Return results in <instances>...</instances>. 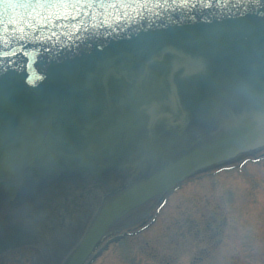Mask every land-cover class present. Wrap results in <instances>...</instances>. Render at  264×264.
<instances>
[{"label": "water", "instance_id": "water-1", "mask_svg": "<svg viewBox=\"0 0 264 264\" xmlns=\"http://www.w3.org/2000/svg\"><path fill=\"white\" fill-rule=\"evenodd\" d=\"M263 147L264 0H0V256L84 264L134 210Z\"/></svg>", "mask_w": 264, "mask_h": 264}, {"label": "rangeland", "instance_id": "rangeland-1", "mask_svg": "<svg viewBox=\"0 0 264 264\" xmlns=\"http://www.w3.org/2000/svg\"><path fill=\"white\" fill-rule=\"evenodd\" d=\"M118 228L144 229L91 264H264V148L188 180ZM21 252L0 264H35V251Z\"/></svg>", "mask_w": 264, "mask_h": 264}, {"label": "bare ground", "instance_id": "bare-ground-1", "mask_svg": "<svg viewBox=\"0 0 264 264\" xmlns=\"http://www.w3.org/2000/svg\"><path fill=\"white\" fill-rule=\"evenodd\" d=\"M35 264H44L43 260H42V257H41V254H40V251H38L37 257L35 258Z\"/></svg>", "mask_w": 264, "mask_h": 264}, {"label": "flooded vegetation", "instance_id": "flooded-vegetation-1", "mask_svg": "<svg viewBox=\"0 0 264 264\" xmlns=\"http://www.w3.org/2000/svg\"><path fill=\"white\" fill-rule=\"evenodd\" d=\"M6 257H4L2 260H4Z\"/></svg>", "mask_w": 264, "mask_h": 264}]
</instances>
